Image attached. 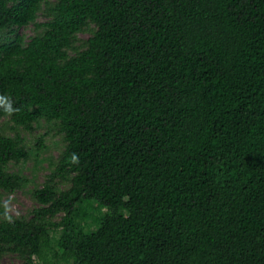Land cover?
<instances>
[{
    "label": "trees",
    "instance_id": "16d2710c",
    "mask_svg": "<svg viewBox=\"0 0 264 264\" xmlns=\"http://www.w3.org/2000/svg\"><path fill=\"white\" fill-rule=\"evenodd\" d=\"M0 96L64 140L31 216L0 208V258L264 264V0H0ZM28 156L0 132V191Z\"/></svg>",
    "mask_w": 264,
    "mask_h": 264
},
{
    "label": "rangeland",
    "instance_id": "374dc122",
    "mask_svg": "<svg viewBox=\"0 0 264 264\" xmlns=\"http://www.w3.org/2000/svg\"><path fill=\"white\" fill-rule=\"evenodd\" d=\"M44 14L38 13L37 19L43 20ZM93 24H90L86 30L78 33V39L75 42V46L82 47L83 40L87 38L92 29ZM17 31L21 33L25 39L29 38L34 32V26L32 23L17 28ZM72 51V50H71ZM18 131L23 136L26 146L29 149V156L25 160L12 161L8 164L10 171H20L27 177V181L19 188L12 191H0V208H3L6 213L10 215L24 214L31 216L33 209L37 207L38 202L32 197L31 191L37 186H41L43 182L48 178L52 172L58 154L64 147V140L62 139V133L58 130V126L54 122H45L43 119L31 129H25L22 126H17L9 117V114L0 117V132L5 135H12L15 131ZM58 187L66 188L68 186L67 181H58ZM87 204L83 205L86 208ZM93 206V207H92ZM89 217L84 221H87L89 228L95 227V218L103 213L105 208L98 206L96 202H91L87 206ZM61 214L56 215L55 219H58ZM85 223V222H84ZM55 237L59 236L60 229L51 231ZM54 259L53 257H50ZM60 263L66 261L58 257ZM21 259L14 253H6L0 258V264H20ZM35 264H44L35 259Z\"/></svg>",
    "mask_w": 264,
    "mask_h": 264
},
{
    "label": "clouds",
    "instance_id": "9594fccd",
    "mask_svg": "<svg viewBox=\"0 0 264 264\" xmlns=\"http://www.w3.org/2000/svg\"><path fill=\"white\" fill-rule=\"evenodd\" d=\"M0 103L4 104V108H5L6 111H8V112L13 111V109L11 107V101H9L7 99V97L0 96Z\"/></svg>",
    "mask_w": 264,
    "mask_h": 264
}]
</instances>
